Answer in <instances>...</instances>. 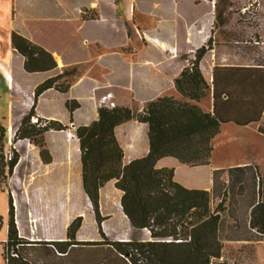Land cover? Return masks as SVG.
I'll return each instance as SVG.
<instances>
[{
  "label": "trees",
  "instance_id": "obj_1",
  "mask_svg": "<svg viewBox=\"0 0 264 264\" xmlns=\"http://www.w3.org/2000/svg\"><path fill=\"white\" fill-rule=\"evenodd\" d=\"M88 12L82 10V21L90 20ZM10 44L23 59V70L27 74L52 73L35 87L32 106L15 127V141L28 140L38 149L41 162L50 164L46 134L64 132L69 129L68 125H73L80 154L81 187L100 235L103 237L101 223L104 218L99 210V192L113 181L114 189L121 193L120 206L131 228L146 231L150 239L113 243L114 251L127 264H224L223 253L230 248L255 253L253 243L258 241L257 237L264 238V198L258 197L249 205L238 196L244 190L247 175L255 176L258 187L260 184L263 187L264 173L260 175L252 166L215 170L212 189L202 191L183 188L173 180L172 169L155 167L163 158L176 159L190 168L207 166L213 153L212 141L222 125L244 126L255 122L251 118L250 122L240 124L225 113L226 109L222 111L221 106H234L230 99L236 93L218 90V80L219 83L222 79L228 80L218 75L219 68H215L213 74L212 112L200 109L198 105L208 88L199 68L206 49L196 50L194 60L175 80L177 98H157L137 114L125 107L100 104L95 121L75 126L73 112L79 108L76 101L64 103L69 115L68 125L36 117L35 108L41 95L49 90L66 94L71 87L69 81L77 78V68L57 72V65L49 53L16 32L11 33ZM247 99L250 106L252 100ZM33 118L37 120L35 124H31ZM133 119L147 126L148 153L123 164L124 153L115 137V129ZM6 139L7 130L0 127V185L12 174L19 160L16 152L6 160ZM215 203L218 204L213 210ZM8 207L9 220L6 240L1 243V256L5 264L25 262L20 251L26 242L18 237L12 199ZM81 222L82 218L78 217L68 226V241L61 244L74 245Z\"/></svg>",
  "mask_w": 264,
  "mask_h": 264
},
{
  "label": "crops",
  "instance_id": "obj_2",
  "mask_svg": "<svg viewBox=\"0 0 264 264\" xmlns=\"http://www.w3.org/2000/svg\"><path fill=\"white\" fill-rule=\"evenodd\" d=\"M102 1L104 0H11V30L10 32L3 31L1 33L2 40L0 39L1 55L3 57V59H0V84H3L4 89L10 92L12 97L10 104L13 112L11 126L13 121L14 123L19 122L30 109L32 94L37 86L35 84L30 92H26L19 80L17 73L21 71L22 74L27 73L23 70V59L11 48L10 37L14 31L49 53L57 65V72L60 73L62 70L72 67L83 71L66 94L49 90L41 95L35 108L36 117L40 119L52 120L45 114L40 113L39 110L40 101L49 93L63 96L73 93L71 99L79 104V108L73 112L75 126H86L96 120L99 107L97 102L102 97L100 96L95 102L98 91H104L111 95L113 93L123 94V97L119 96V98L117 96L121 103L117 107L126 108L128 101L132 104L137 102L138 110L136 114L147 103L157 98L178 97L175 80L192 62L191 60H185L182 54H178V51H173V49H176L180 52L181 46H178L175 40L171 42L168 39L163 41L153 39L143 46V54L140 59L136 58L135 55L113 54V48L107 49V43L103 39V35L109 37L110 42L113 39V7L108 4L103 5ZM249 1L247 7H244L240 12H248L251 9L264 13V0ZM213 2V0L210 3L207 2L210 11L214 10ZM159 5L156 7L161 8L159 9L161 15L168 18L167 14L171 12L170 9L166 7L165 3ZM17 8H19L18 11ZM167 9L169 10L167 11ZM231 9L232 7L229 6L227 10L230 11ZM82 10L89 11V21L86 22L80 19ZM19 12L23 16L21 15L22 19L21 16L19 17L21 20L17 27L14 18H18L17 14ZM20 25L29 26L28 31L26 33L22 31ZM243 25L246 27V24ZM256 25L258 26V24L253 23V26L249 27L256 29ZM173 27H177V24ZM171 36L172 33H170ZM197 41L193 40L191 44L197 46L199 45ZM255 41H258L259 44L255 45ZM237 44L242 46L241 55L233 53L234 50L229 49L232 51H229L219 60L215 56H209L210 53L207 51L201 59L199 68L208 88L204 90L198 106L205 113L212 112L213 74L214 69L219 68L217 70L218 75H222L224 78L228 77V80L222 79L220 83L218 80L216 87L222 92L236 93L235 97H237L235 99L233 95V98L230 99V103L234 102L235 107L225 106V108L221 106L222 111L226 109L225 113L229 116L232 115L240 124H245L251 118L255 120V122L244 126L228 123L222 125L220 131L225 126H231L234 129L246 131V135L251 138L264 140V41L260 40V37H255L252 41ZM104 50H108V53H103ZM250 52H253L251 56ZM231 57L244 62L239 64L227 63ZM16 60L19 62L17 69L15 67ZM253 69H259V71L255 72ZM96 71L102 75L100 77L96 75V79L100 78V80L93 79V81V73ZM37 74L43 75L41 82L52 75V73ZM111 77L112 79H108ZM229 77L231 78L229 79ZM74 90L76 92H73ZM92 94L95 96L93 97ZM87 98L94 99V114L90 123L78 124L74 120V116L81 109L82 100ZM247 98L252 100L250 106L247 105ZM221 99L224 101L226 99L225 95ZM64 125H68V123ZM68 126H70V129L59 132V134H71L76 141L79 154L78 142L74 136V127L73 125ZM10 129L12 127H9ZM147 131V126L138 123L135 119L115 129V137L124 153L123 164L147 155ZM247 131H250V133ZM139 141L141 144L138 143ZM138 146H140V152L135 151ZM48 149L50 155H52L51 158H53L49 146ZM128 151H130L128 153L130 157H127ZM78 158L80 159V154ZM246 166L255 167L253 163L248 162L235 167ZM58 167L63 169V163L57 167H54L53 163L42 164L35 170L31 169V176L28 181L42 184L44 180L52 175L53 169ZM155 167L157 169H172L174 171L173 180L183 188L202 191L212 189L213 172L221 169L212 166L211 161L207 166L190 168L180 164L173 158H163L157 162ZM111 183L114 189L113 181L107 184ZM103 188L100 190L99 196H101ZM116 195L115 200H113L112 211L105 210L100 201L101 197L99 198V210L101 217L104 218L101 223L103 237L98 231L94 215L85 195L87 202L86 204L83 203L81 209L76 208L77 199L66 194L60 199L50 196L37 199L36 204L39 206L28 215L27 213H19L17 208L14 213V221L18 237L26 242L20 251L25 262H15L13 264H127L114 251L113 243H128L132 240L146 242L150 239L146 231H134L131 228L120 206L121 193L117 191ZM78 217L82 218V222L75 234L74 245L65 246L61 244L68 241L67 228ZM87 217L89 219L88 225L86 223ZM90 243L91 245H88Z\"/></svg>",
  "mask_w": 264,
  "mask_h": 264
},
{
  "label": "rangeland",
  "instance_id": "obj_3",
  "mask_svg": "<svg viewBox=\"0 0 264 264\" xmlns=\"http://www.w3.org/2000/svg\"><path fill=\"white\" fill-rule=\"evenodd\" d=\"M210 1L211 0H104L102 1L103 5L108 4L113 7L112 41L110 42L109 37L103 35V39L107 43V49L113 48V54L121 53L135 55L136 58L140 59L143 54V46H145L146 42H150V40L153 39L162 41L168 39V41L171 42L175 40L176 44L178 43V46H181L180 52L176 49H173V51H178V54H182L185 60L193 61L195 51L200 48L206 49L210 53L209 56H215L216 59L220 60L222 56L228 54V52L232 50H234L232 51L233 53L241 55L243 51L241 50L242 46L237 43L252 41L255 37H260V40L264 41V13L256 12L251 9L248 12H240L250 3L249 0H213V11L209 10ZM163 3H165L166 7L171 11L167 14L168 18L161 15L159 10L161 8L158 9L156 7ZM229 6L232 7L230 11L227 10ZM159 7H161V5H159ZM169 9H167V11ZM18 10L19 8H17V11ZM11 12V0H0L1 40V33H3V31L10 32L11 30ZM19 13L17 14L18 18H14V22H17V25L15 24L17 27L23 16L21 12ZM20 16L21 19H19ZM256 22L260 23L259 26L256 25L258 28L252 29L249 27L253 26V23ZM176 24L177 27H173ZM243 24H246V27H244ZM19 27L25 33L29 28V26L24 25H20ZM172 27L173 29H171ZM170 33H172L171 37ZM193 40H198L197 42L199 45L196 44L198 47L191 44ZM1 53L2 50L0 47V59H3ZM103 53H108V50H104ZM251 53L253 52H250V56ZM243 62L244 61L231 57L228 59L227 63L239 64ZM18 65L19 62L16 60V69ZM77 71H79L77 72L78 78L83 71L78 68ZM21 72H19L20 74L16 73L19 75V80L26 92H30L34 85H38L43 79V75H28L25 73L22 74ZM93 75L94 77H92V80H100V78L96 79V75L100 77L102 74L96 71ZM77 78L69 81L71 85H73ZM108 79H112V77ZM73 92H76V90ZM72 94L63 96L49 93L44 96L39 103L40 113L45 114L53 121H57L62 125L67 124L69 115L64 108V101L70 100ZM92 95L93 97L95 96L94 94ZM100 96L102 97L97 102ZM117 96L123 97V94L113 93L111 95L104 91H98L95 102H97L98 105L105 104L117 107L121 105L119 102L120 97L117 98ZM11 99L10 92L4 89L3 84H0V127L7 130L4 154L7 161L10 160L13 152H16L19 158L18 164L14 168L12 174L6 178L5 181H2L0 185V264H5L1 257V243L6 239V227L9 220L8 205L10 199H12L13 206L15 207L14 213L18 208L19 213H27V215L39 206L36 204L37 199L45 196L60 199L66 194L74 197L78 202L77 209H81L83 203L86 204L87 202L81 188L80 163L76 141L69 133L67 135L50 132L45 136V142L53 153V158L51 159H53L54 162L51 161V163H53L54 167L63 163V169H59V167L53 169L52 175L44 180L42 184L28 181L31 176V169L35 170L43 163L39 158L38 149L28 140L15 141L14 130L15 127L19 125L21 119L16 123L13 121L11 126V116L13 113L10 106ZM72 101L74 100L71 99L70 102ZM81 103L82 107L76 112L74 120H76L78 124L84 125L85 123L88 124L91 122L94 114V99L87 98L82 100ZM126 108L136 114L138 104L137 102L132 104L128 101ZM9 127H12V129L9 130ZM68 128L70 129V126ZM221 130L222 131H220L212 141V166L226 170L230 167L248 162L253 163L257 168L256 171L262 175L264 172V140L251 138L249 135H246V131L234 129L231 126H225ZM247 132L250 133V131ZM138 143L141 144L140 141ZM139 149L140 146H138L135 151L138 152ZM128 153H130V151L127 152V157H130ZM111 185L112 183L106 184L100 196V201L107 211L113 210V200H115L117 196V191L113 189ZM257 187L255 176L253 177L252 175V178L248 177L244 184V190L239 194L238 198L249 205L256 202L258 197L260 199L264 198V181L263 187L261 184L258 187L260 191H258ZM217 204L218 203H215L212 206L213 210L216 209ZM86 223L87 225L89 223L88 217ZM225 234L226 233H223V235ZM257 240V243L254 245L255 253L240 251L237 248L226 250L223 253L224 264H264V238L257 237Z\"/></svg>",
  "mask_w": 264,
  "mask_h": 264
},
{
  "label": "built area",
  "instance_id": "obj_4",
  "mask_svg": "<svg viewBox=\"0 0 264 264\" xmlns=\"http://www.w3.org/2000/svg\"><path fill=\"white\" fill-rule=\"evenodd\" d=\"M256 24H258V26L260 25V23H258V22H256ZM254 44H255V45H258L259 42H258V41H255ZM36 121H37V120H36L35 118H33V119L31 120L32 124H35Z\"/></svg>",
  "mask_w": 264,
  "mask_h": 264
}]
</instances>
